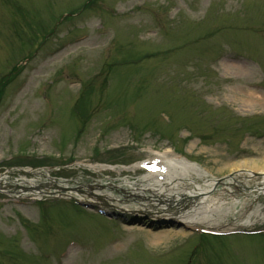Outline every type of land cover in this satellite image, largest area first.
Returning <instances> with one entry per match:
<instances>
[{"label":"rangeland","instance_id":"rangeland-1","mask_svg":"<svg viewBox=\"0 0 264 264\" xmlns=\"http://www.w3.org/2000/svg\"><path fill=\"white\" fill-rule=\"evenodd\" d=\"M7 2L10 6L0 0V75L10 71L0 82V170L17 157L36 159L24 164L27 168L80 156L112 165L150 147L174 149L211 176L231 174L243 182L241 187L218 185L212 196L235 205L227 221L242 208L240 216L250 214L245 227H264V191L249 189L264 186V166H259L264 164V137L251 134L264 133V112L238 110L231 102L235 90L228 98L225 93L248 80L237 77L233 67L227 74L220 61L212 63L216 53L237 55L253 66L247 78L264 85V0ZM138 8H143V21ZM125 16L130 24L108 22H123ZM99 27L106 32L97 36ZM81 32L90 33L84 44L41 58L46 49L71 42ZM78 45H95L101 52L82 48L65 62ZM33 64L36 69H30ZM26 73V85L15 91ZM114 147L118 150L108 154ZM66 167H57L53 180L78 188L84 181L101 183L94 189L108 202L128 200L121 205L134 209V200L103 186L133 176ZM25 176H32L34 184L41 179ZM259 204L262 209L254 214ZM32 207L33 216L19 218V227L11 228V217L24 210L11 203L2 210L0 204V264H57L68 252L63 264H264V232L217 238L166 218L155 221L152 231L132 221L127 211L120 218L130 224L120 226L62 199L33 202Z\"/></svg>","mask_w":264,"mask_h":264},{"label":"bare ground","instance_id":"bare-ground-1","mask_svg":"<svg viewBox=\"0 0 264 264\" xmlns=\"http://www.w3.org/2000/svg\"><path fill=\"white\" fill-rule=\"evenodd\" d=\"M220 63L222 64V66L224 67V71L231 73L229 68H235L238 72V76L240 77V79H242L243 81L247 80V75L250 72H253L252 67L246 63L245 61H239V60H232L230 58H226V59H222L220 61ZM236 73V72H235ZM231 90H235L231 102L233 104H236V107L238 110L240 111H252L257 109V107H260L261 109H264V94L256 87L253 85H247L244 83L243 86H241L240 88L237 89H230L229 93H225L227 95V98L230 97L231 94ZM254 155H259L260 151L259 150H255L253 149ZM234 166V165H233ZM259 166H264V164H261ZM184 167L186 168V171L188 170H194L192 167H190L189 165H184ZM262 168V167H261ZM203 176V175H200ZM205 177V176H203ZM203 183H195L193 184V187L184 192V196L186 198H192L193 195H197L200 198V202L197 205H189L188 209L186 210H182L183 213L182 215L184 217L190 216L193 218L194 222H199L202 224H205V222H210V221H218V219L221 218L223 219L224 216H220V213L222 212L223 214H225V212L227 210H229L231 207L226 206L224 207L226 201L223 197L221 196H212V198L207 197L205 192L210 191V189L212 188L213 184H214V180L212 178H204L203 179ZM128 185H130V182H127ZM242 185V184H241ZM215 189V188H214ZM213 189V190H214ZM228 189V188H227ZM225 189V191L227 190ZM232 189H230L229 191H231ZM264 190V189H262ZM261 190V191H262ZM224 193V190L220 191V194ZM160 195L159 197H164L165 195ZM107 199H109L110 197L107 196ZM117 203H119V201H117ZM117 205V204H115ZM194 208H197V214L195 216L192 215V210ZM260 209V208H259ZM258 209V211H259ZM158 212H161L164 214L165 209H163V206H161L158 209ZM197 220V221H196ZM220 223L223 224H215L213 226H218V225H225L226 223H224L225 221L221 222L218 221ZM216 228V227H214ZM220 229V228H217Z\"/></svg>","mask_w":264,"mask_h":264}]
</instances>
